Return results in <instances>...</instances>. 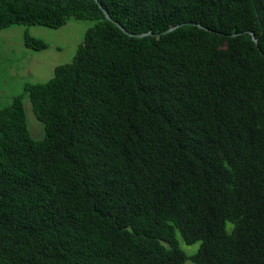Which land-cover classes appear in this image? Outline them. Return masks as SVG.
<instances>
[{"label":"trees","instance_id":"trees-1","mask_svg":"<svg viewBox=\"0 0 264 264\" xmlns=\"http://www.w3.org/2000/svg\"><path fill=\"white\" fill-rule=\"evenodd\" d=\"M71 18L23 87L43 138L0 109V264H264V0H0V30Z\"/></svg>","mask_w":264,"mask_h":264},{"label":"rangeland","instance_id":"rangeland-1","mask_svg":"<svg viewBox=\"0 0 264 264\" xmlns=\"http://www.w3.org/2000/svg\"><path fill=\"white\" fill-rule=\"evenodd\" d=\"M95 24L90 20L68 19L56 29L43 26L13 25L0 30V109L10 105L15 96L23 94L22 105L27 129L34 140L44 136L43 124L32 113L25 84H42L52 78L54 68L70 63L87 29ZM41 39L47 48L32 50L23 45V35ZM179 248L186 256L197 251L200 242L185 244L177 234ZM185 264H193L186 260Z\"/></svg>","mask_w":264,"mask_h":264},{"label":"water","instance_id":"water-1","mask_svg":"<svg viewBox=\"0 0 264 264\" xmlns=\"http://www.w3.org/2000/svg\"><path fill=\"white\" fill-rule=\"evenodd\" d=\"M94 1L97 2V0H94ZM99 7H100L102 13L104 14L105 18H106L107 20L111 21V18H110V16L108 15V13L106 12V10H105L101 5H99ZM114 24H115V25H116V26H117V27H118L123 33L127 34V35L130 36V37L143 38V37L151 36V35H152V33H151L150 31H148V32H146V33H140V34H131V33L127 32V31H126L121 25H119L118 23L114 22ZM176 27H177V26L171 27V28H169V29L163 31L162 34L168 33V32H170V31L174 30ZM247 34L250 35L252 41L256 44L257 39H256L255 35H254L252 32H247ZM234 35H235V34H233V35H231V36H234Z\"/></svg>","mask_w":264,"mask_h":264}]
</instances>
